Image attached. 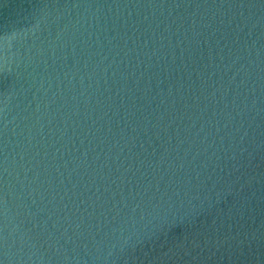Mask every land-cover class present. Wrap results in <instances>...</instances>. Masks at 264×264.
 I'll list each match as a JSON object with an SVG mask.
<instances>
[{"label":"water","instance_id":"1","mask_svg":"<svg viewBox=\"0 0 264 264\" xmlns=\"http://www.w3.org/2000/svg\"><path fill=\"white\" fill-rule=\"evenodd\" d=\"M0 264H264V0H0Z\"/></svg>","mask_w":264,"mask_h":264}]
</instances>
